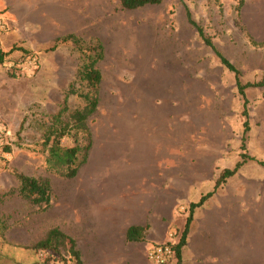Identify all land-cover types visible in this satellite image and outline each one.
<instances>
[{
    "label": "rangeland",
    "instance_id": "1",
    "mask_svg": "<svg viewBox=\"0 0 264 264\" xmlns=\"http://www.w3.org/2000/svg\"><path fill=\"white\" fill-rule=\"evenodd\" d=\"M241 1L163 0L124 9L120 0H0V16L8 25L0 36L7 61L30 53L41 60L31 76L13 69L17 74L12 76L0 66V119L14 132L9 167L0 171V219L6 225L0 229V264H61L59 253L41 257L29 247L60 223L56 188L50 207L42 209L19 193L15 173L56 180L47 167L43 132L48 115L59 109L67 91L88 90L80 78L83 51L96 44H102L104 58L98 63L102 82L98 108L89 118L91 128L100 133L103 120H116L126 132L131 130L128 119L139 120L136 129L149 132L154 147L171 155L167 165L188 169L190 189L202 193L212 191L219 172L234 168L240 154L247 152L255 159L227 179L210 197V206L213 199L230 223L231 217L245 214L256 223L264 221V86H250L243 96L236 74L188 18L189 10L240 71L242 84L256 82L264 76V45L248 34ZM78 93L68 98L72 110L85 105ZM245 108L250 124L246 134ZM116 164L115 159L108 166ZM178 211L184 214L186 209ZM68 221L66 216L61 222L63 229H68ZM250 236L258 239L256 228ZM259 239L250 247L261 249L262 256L264 234ZM152 243L144 246L146 257Z\"/></svg>",
    "mask_w": 264,
    "mask_h": 264
},
{
    "label": "crops",
    "instance_id": "2",
    "mask_svg": "<svg viewBox=\"0 0 264 264\" xmlns=\"http://www.w3.org/2000/svg\"><path fill=\"white\" fill-rule=\"evenodd\" d=\"M241 16L250 37L264 42V0H245ZM119 123L103 120L100 133L91 128L93 145L75 177L49 179L52 199L55 188L59 197L60 223L55 226L62 228L68 217V229H62L76 239L85 264H149L145 244L168 241L172 227L182 231L191 203L206 194L190 189L188 169L167 165L171 155L154 147L149 132L136 129L139 120L128 119L131 130L126 132ZM115 159L116 167H109ZM210 199L195 209L182 264H264V252L261 256V249L250 247L258 245L264 234V221L256 223L245 214L231 217L230 223L213 199L210 206ZM180 207L186 209L184 214ZM131 226L144 227L142 240H128ZM255 228L258 239L250 236Z\"/></svg>",
    "mask_w": 264,
    "mask_h": 264
},
{
    "label": "trees",
    "instance_id": "3",
    "mask_svg": "<svg viewBox=\"0 0 264 264\" xmlns=\"http://www.w3.org/2000/svg\"><path fill=\"white\" fill-rule=\"evenodd\" d=\"M163 0H120L121 6L124 9H136L146 5H157ZM241 1L240 8L244 4ZM188 18L190 23L196 27L199 35L204 42L210 46L218 56L222 64L236 74L237 86L239 92L244 96L245 89L250 86H264V76L256 82H248L242 84L240 80V71L234 64L215 46L212 38L205 32L204 28L199 25L192 17L191 11L188 10ZM72 37V35H70ZM257 42V41H256ZM264 45V42H257ZM84 53L83 64L80 70V78L86 82L88 90L78 93L75 89H70L65 94L63 103L60 104L56 112L50 113L49 121L43 132L42 145L44 152L47 153L46 163L50 171L56 175L66 178L75 177L78 174L80 167L88 160L90 149L93 145V133L89 124V118L96 112L99 105V93L102 82V72L98 67L99 61L104 58V48L102 44H96L87 48ZM7 53L0 49V65L5 61ZM8 72H11L9 70ZM17 73L11 72L12 76ZM78 93L85 100V105L77 109H71L68 105L70 94ZM244 106H247V100ZM243 114L247 117L244 122V133L250 130L247 108ZM2 121V119H0ZM14 134V132H13ZM246 137L243 136V142ZM13 138L5 142L1 148L3 152L12 153ZM242 149L246 150V144H242ZM241 161H238L234 168L222 169L218 177L215 179L214 189L204 194L198 202H193L190 205V212L187 217L186 225L182 231L177 229V241L172 244L175 250L176 264H182V251L187 245L188 234L191 223L194 219L195 209L202 206L217 190L226 183L227 179L237 173V171L250 159L254 157L242 152L240 154ZM260 163L264 165V162ZM9 167V159L0 156V171ZM16 178L19 181L18 191L31 204L37 205L42 209H48L52 202V185L49 178L29 176L22 172L16 171ZM0 219V229L4 230L5 223ZM144 227L131 226L127 232V238L130 241H139L143 239ZM34 249L38 255L44 257L46 252L59 253L58 261L61 264H85L78 244L75 238L66 233L61 227H51L43 238L38 240L33 245L29 246ZM63 250L65 252H63ZM68 255V257H67ZM51 257H46L49 261Z\"/></svg>",
    "mask_w": 264,
    "mask_h": 264
},
{
    "label": "built area",
    "instance_id": "4",
    "mask_svg": "<svg viewBox=\"0 0 264 264\" xmlns=\"http://www.w3.org/2000/svg\"><path fill=\"white\" fill-rule=\"evenodd\" d=\"M7 28V22L2 16H0V36ZM0 49H2L1 44ZM24 56L25 57L16 61H7V59H5L1 65L8 70L13 69L19 74L31 76L40 68V56L37 53H30ZM13 135V131L9 125L3 120L0 121V156H4L7 159H9L10 153L3 152L1 146L9 141L10 138L12 139ZM176 233V231L169 232L168 235L170 239L168 241L155 242L147 248V259L150 264H171L173 262L175 258V250L172 244L176 242L173 241V238H177Z\"/></svg>",
    "mask_w": 264,
    "mask_h": 264
}]
</instances>
